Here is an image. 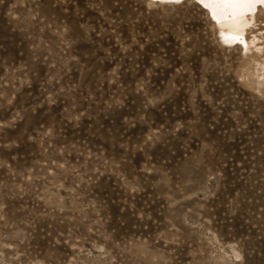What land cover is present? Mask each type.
Returning <instances> with one entry per match:
<instances>
[{
    "label": "rangeland",
    "instance_id": "rangeland-1",
    "mask_svg": "<svg viewBox=\"0 0 264 264\" xmlns=\"http://www.w3.org/2000/svg\"><path fill=\"white\" fill-rule=\"evenodd\" d=\"M240 12L0 0V264H264V4Z\"/></svg>",
    "mask_w": 264,
    "mask_h": 264
},
{
    "label": "snow or ice",
    "instance_id": "snow-or-ice-1",
    "mask_svg": "<svg viewBox=\"0 0 264 264\" xmlns=\"http://www.w3.org/2000/svg\"><path fill=\"white\" fill-rule=\"evenodd\" d=\"M199 3L208 7L209 5L216 4H225V5H234V6H255L258 4H264V0H198ZM243 15V12L239 13ZM213 19H216L215 12H213ZM219 23V21H217ZM234 39H239V37H235Z\"/></svg>",
    "mask_w": 264,
    "mask_h": 264
},
{
    "label": "bare ground",
    "instance_id": "bare-ground-1",
    "mask_svg": "<svg viewBox=\"0 0 264 264\" xmlns=\"http://www.w3.org/2000/svg\"><path fill=\"white\" fill-rule=\"evenodd\" d=\"M212 6L215 7L217 15H219L222 18H228L230 15L231 18L236 17L238 16L237 14L240 11H244L248 7V6H234V5H225V4H216Z\"/></svg>",
    "mask_w": 264,
    "mask_h": 264
}]
</instances>
